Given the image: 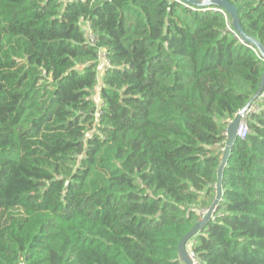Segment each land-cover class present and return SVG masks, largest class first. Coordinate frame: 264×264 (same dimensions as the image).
<instances>
[{"label": "trees", "instance_id": "1", "mask_svg": "<svg viewBox=\"0 0 264 264\" xmlns=\"http://www.w3.org/2000/svg\"><path fill=\"white\" fill-rule=\"evenodd\" d=\"M227 1L264 48V0ZM262 77L219 12L0 0V264H182ZM247 123L186 245L197 264H264V98Z\"/></svg>", "mask_w": 264, "mask_h": 264}, {"label": "water", "instance_id": "2", "mask_svg": "<svg viewBox=\"0 0 264 264\" xmlns=\"http://www.w3.org/2000/svg\"><path fill=\"white\" fill-rule=\"evenodd\" d=\"M179 3L184 4L186 8H195V9H205V8H218L222 9L230 18L231 26L233 31L238 35V37L245 42L247 45L252 46L255 48L260 57L264 60V48L263 46L257 42L256 40L247 37L240 27V23L237 18V10L236 8L230 4L227 0H201V1H194V0H176ZM264 86V77H262L261 87L257 92L254 100L258 98L260 93L262 92ZM246 108H244L240 113L235 115L232 122L227 127V139L224 144V150L221 157V162L219 168L217 170V181L215 185V198L212 201L210 207L208 208L205 216L197 222L193 228L181 239L178 244V255L179 259L182 264H193L192 259L190 258L189 253L187 252L186 245L187 243L200 231V229L208 222L212 213L215 211L216 207L218 206L219 202L222 199V188H221V177H222V170L226 163V159L229 154V150L233 145L234 141L236 140V131L240 122V116L244 113Z\"/></svg>", "mask_w": 264, "mask_h": 264}, {"label": "built area", "instance_id": "3", "mask_svg": "<svg viewBox=\"0 0 264 264\" xmlns=\"http://www.w3.org/2000/svg\"><path fill=\"white\" fill-rule=\"evenodd\" d=\"M167 2H177L179 3L178 1L176 0H166ZM182 4V3H180ZM184 6V4H182ZM185 7V6H184ZM191 10H196V11H207V10H210V11H213V12H219L221 13L223 16H224V19L226 21V30L234 37L236 38L237 42L242 45V46H245L247 47L248 49H250L257 57L260 58V55L258 53V51L253 48L252 46H249L247 45L245 42H243L239 37L238 35L232 30L231 26H230V21H228L227 17H226V14L223 12V10L221 9H218V8H206V9H195V8H191ZM85 30H86V34H87V37H88V40L90 43L94 44V41H95V38L92 36V33L90 31V27L88 24L85 25ZM262 62L264 63V60L262 59ZM98 63L99 65L101 66L102 69H105L107 66H108V63L105 59V56H104V52H102L100 55H99V59H98ZM263 98H264V94H260L257 98V103H253V104H249L248 106H246L245 108V111L243 114H241L240 116V122H239V125H238V128H237V131H236V139H241V140H244L247 135L249 134V128H248V123H247V119L249 118V116L258 109V103H261L263 101ZM96 102L98 104V106L101 105V101L100 99L96 96ZM240 113V112H239ZM237 115V114H236ZM235 117V116H234ZM233 117V118H234ZM233 118L227 120V124H226V129L225 131L222 133V136L224 137L225 141L227 139V127L228 125L232 122ZM224 150V149H223ZM222 150V151H223ZM207 211H204L202 212V217L205 216ZM190 255V258L192 259V263L193 264H197L196 261L194 260L193 256L189 253Z\"/></svg>", "mask_w": 264, "mask_h": 264}, {"label": "crops", "instance_id": "4", "mask_svg": "<svg viewBox=\"0 0 264 264\" xmlns=\"http://www.w3.org/2000/svg\"><path fill=\"white\" fill-rule=\"evenodd\" d=\"M99 83H100V82H99ZM98 87L100 88V84H98ZM99 88H98V89H99ZM98 89H97L96 92H95V95H96V96H97ZM187 252L190 253V249H187Z\"/></svg>", "mask_w": 264, "mask_h": 264}, {"label": "rangeland", "instance_id": "5", "mask_svg": "<svg viewBox=\"0 0 264 264\" xmlns=\"http://www.w3.org/2000/svg\"><path fill=\"white\" fill-rule=\"evenodd\" d=\"M99 87L96 88V90L98 89Z\"/></svg>", "mask_w": 264, "mask_h": 264}]
</instances>
